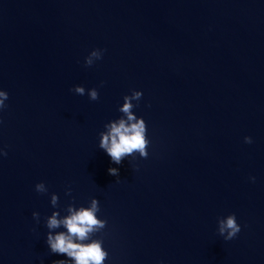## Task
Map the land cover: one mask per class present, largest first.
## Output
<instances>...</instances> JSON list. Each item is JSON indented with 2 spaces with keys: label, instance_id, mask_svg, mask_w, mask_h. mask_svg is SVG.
Masks as SVG:
<instances>
[{
  "label": "water",
  "instance_id": "water-1",
  "mask_svg": "<svg viewBox=\"0 0 264 264\" xmlns=\"http://www.w3.org/2000/svg\"><path fill=\"white\" fill-rule=\"evenodd\" d=\"M0 91V264H75L47 218L92 199L103 264H264V0H0ZM132 91L148 155L115 164Z\"/></svg>",
  "mask_w": 264,
  "mask_h": 264
},
{
  "label": "clouds",
  "instance_id": "clouds-1",
  "mask_svg": "<svg viewBox=\"0 0 264 264\" xmlns=\"http://www.w3.org/2000/svg\"><path fill=\"white\" fill-rule=\"evenodd\" d=\"M102 52L101 49H93L84 59L85 66H91L95 60L101 59ZM71 90L79 95L85 94L83 86H75ZM87 95L90 100L98 99V92L95 88L88 90ZM141 96L140 91H132L131 95H125L119 111L123 113L126 119L119 118L110 121L104 126L107 131L100 133L99 147L109 155L115 164H120L125 157L133 156L137 152L142 158H146L148 155L146 149L149 141L146 139V124L132 111L134 107L132 101H139ZM7 99V92L0 91V109L6 107L5 101ZM244 142L251 143L252 140L250 137H245ZM0 154L6 155V153ZM108 173L113 176L119 175L116 168H109ZM35 190L39 193L47 191L42 182L35 185ZM57 201L58 197L53 194L51 196L52 205L55 206ZM68 211L71 214L63 220L56 218L58 212H53L47 218L49 229L59 227L61 224L67 229V233L60 232L55 236L47 235L46 243L49 249L53 253L70 257L75 264H103L108 254L102 248V241L92 239L89 242H84L89 240L90 233L105 227L106 221L98 219L96 215L99 211L98 201L92 199L89 207H81L78 210L69 207ZM38 215L36 212L32 213L34 219H38ZM218 232L224 240H231L240 232V226L237 224L234 214H229L224 219H218ZM57 264H65V262L58 261Z\"/></svg>",
  "mask_w": 264,
  "mask_h": 264
}]
</instances>
